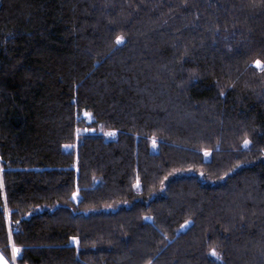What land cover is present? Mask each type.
Masks as SVG:
<instances>
[{"label": "trees", "instance_id": "obj_1", "mask_svg": "<svg viewBox=\"0 0 264 264\" xmlns=\"http://www.w3.org/2000/svg\"><path fill=\"white\" fill-rule=\"evenodd\" d=\"M256 61L264 0H0V253L264 264Z\"/></svg>", "mask_w": 264, "mask_h": 264}, {"label": "rangeland", "instance_id": "obj_2", "mask_svg": "<svg viewBox=\"0 0 264 264\" xmlns=\"http://www.w3.org/2000/svg\"><path fill=\"white\" fill-rule=\"evenodd\" d=\"M83 133H80L77 137L76 143H75V148L78 146V139ZM105 137L108 140H112L116 138V133L115 132H106ZM20 255V250L17 248L12 247V258L8 259L4 254L0 253V264H18V257Z\"/></svg>", "mask_w": 264, "mask_h": 264}, {"label": "snow or ice", "instance_id": "obj_3", "mask_svg": "<svg viewBox=\"0 0 264 264\" xmlns=\"http://www.w3.org/2000/svg\"><path fill=\"white\" fill-rule=\"evenodd\" d=\"M122 42H123V38L122 37L121 38H118L117 43L119 44V43H122ZM255 64H256V67L261 68L262 70H264V63H262L260 61H256ZM247 144H248V141H245V145L246 146H247ZM212 254L213 255H216L215 250H213V253Z\"/></svg>", "mask_w": 264, "mask_h": 264}]
</instances>
